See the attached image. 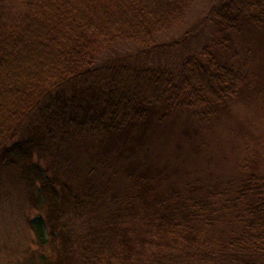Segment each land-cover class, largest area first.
<instances>
[{"label":"trees","instance_id":"trees-1","mask_svg":"<svg viewBox=\"0 0 264 264\" xmlns=\"http://www.w3.org/2000/svg\"><path fill=\"white\" fill-rule=\"evenodd\" d=\"M191 1L21 0L0 12L1 188L7 177L44 207L29 221L36 250L7 264H264V146L227 190L174 188L128 158L148 123L180 110L206 119L242 78L208 48L178 70L98 57L115 41L149 51ZM212 17L224 32L257 25L264 0H224Z\"/></svg>","mask_w":264,"mask_h":264},{"label":"rangeland","instance_id":"rangeland-1","mask_svg":"<svg viewBox=\"0 0 264 264\" xmlns=\"http://www.w3.org/2000/svg\"><path fill=\"white\" fill-rule=\"evenodd\" d=\"M221 1L224 0H192L180 22L155 35L149 51L141 50L133 42L115 41L101 47L98 53L101 61L108 57L134 59L178 70L188 56H198L203 48H208L233 67L246 84L236 98L206 119L198 120L190 112L180 110L168 114L160 125L148 123L145 136L135 143V153L128 158L137 161L141 169L149 168L152 175L157 172L173 178L169 185L174 188H181L184 180L188 185L218 184V190H227L239 180L241 167L258 165L262 160L259 153L262 155L264 146V20L257 25L245 21L239 30L224 32L212 17V8ZM20 2L0 0V12H18ZM40 163L45 165L44 160ZM165 182L158 181L157 189L169 188ZM3 183L0 264H7L21 260L25 250L27 255L36 250L29 221L42 216L44 207L41 200H36L37 206L23 201L20 191L7 177ZM225 226L223 221L218 222L207 233L217 238Z\"/></svg>","mask_w":264,"mask_h":264}]
</instances>
